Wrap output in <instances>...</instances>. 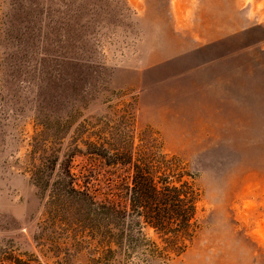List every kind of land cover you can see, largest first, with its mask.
Masks as SVG:
<instances>
[{
	"label": "rangeland",
	"instance_id": "374dc122",
	"mask_svg": "<svg viewBox=\"0 0 264 264\" xmlns=\"http://www.w3.org/2000/svg\"><path fill=\"white\" fill-rule=\"evenodd\" d=\"M0 5V264L31 253L95 264L53 227L30 174L87 136L111 155L167 153L197 173L193 242L153 264H264V0ZM81 146L76 169L125 200L130 165Z\"/></svg>",
	"mask_w": 264,
	"mask_h": 264
},
{
	"label": "trees",
	"instance_id": "16d2710c",
	"mask_svg": "<svg viewBox=\"0 0 264 264\" xmlns=\"http://www.w3.org/2000/svg\"><path fill=\"white\" fill-rule=\"evenodd\" d=\"M77 141L75 150L62 154L52 150L30 169L54 228L65 230L67 237L86 246L95 264H118L127 257H136L142 264L165 263L191 245L201 199L196 172L167 153L131 149L117 156L109 154L102 140L87 136ZM81 145L87 153L113 164L130 165L125 200L116 193L103 194L92 182L90 168L76 169L75 156L85 154ZM147 226L156 237L147 235ZM1 260L5 264H44L33 253L25 257L11 254Z\"/></svg>",
	"mask_w": 264,
	"mask_h": 264
}]
</instances>
